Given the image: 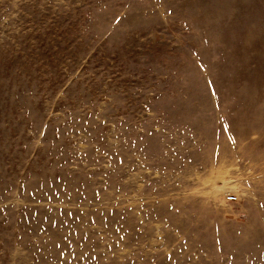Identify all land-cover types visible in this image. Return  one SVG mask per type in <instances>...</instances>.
<instances>
[{
    "label": "rangeland",
    "instance_id": "1",
    "mask_svg": "<svg viewBox=\"0 0 264 264\" xmlns=\"http://www.w3.org/2000/svg\"><path fill=\"white\" fill-rule=\"evenodd\" d=\"M0 264H264V0H0Z\"/></svg>",
    "mask_w": 264,
    "mask_h": 264
},
{
    "label": "built area",
    "instance_id": "2",
    "mask_svg": "<svg viewBox=\"0 0 264 264\" xmlns=\"http://www.w3.org/2000/svg\"><path fill=\"white\" fill-rule=\"evenodd\" d=\"M226 200H227L228 202H235L236 198H235L234 196H228V197L226 198Z\"/></svg>",
    "mask_w": 264,
    "mask_h": 264
}]
</instances>
